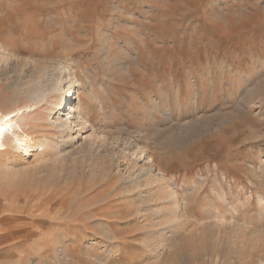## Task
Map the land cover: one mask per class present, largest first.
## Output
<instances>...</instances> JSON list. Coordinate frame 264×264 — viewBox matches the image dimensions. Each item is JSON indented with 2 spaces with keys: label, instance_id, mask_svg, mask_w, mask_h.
I'll return each mask as SVG.
<instances>
[{
  "label": "rangeland",
  "instance_id": "1",
  "mask_svg": "<svg viewBox=\"0 0 264 264\" xmlns=\"http://www.w3.org/2000/svg\"><path fill=\"white\" fill-rule=\"evenodd\" d=\"M0 40V112L36 109V154L0 170L35 264H264V0H0ZM46 72L90 118L62 147L33 129ZM137 146L179 211L123 184Z\"/></svg>",
  "mask_w": 264,
  "mask_h": 264
},
{
  "label": "bare ground",
  "instance_id": "2",
  "mask_svg": "<svg viewBox=\"0 0 264 264\" xmlns=\"http://www.w3.org/2000/svg\"><path fill=\"white\" fill-rule=\"evenodd\" d=\"M1 50H3L2 46H0V51ZM63 68L64 66L57 65V72H62ZM61 78L62 73L49 74L48 72H46L45 74H42L34 79L31 87L26 90L28 97L31 98L32 101H45L46 104H48V98H51L53 94H59V96H62L63 99L60 103L59 114L54 121H52L51 119L46 121L43 117L40 116L39 118H42L41 121L39 120V118L37 121H33L36 122L33 125V129L35 130L41 129L44 123H47L49 127L55 128V138L58 143L57 147L68 142L67 138H69L68 136L71 135V130L73 129V126L71 125L72 123H75V125L77 126H82L80 128L85 129V127L88 125V123L87 125H85L86 122H89L90 120V118L86 116L84 110L78 107V105V109L74 111L76 103H74V101L70 102V99H77L81 92L79 90H75L71 92V95L62 92ZM70 79H72V77H70ZM16 85L18 88L22 85V82L18 81ZM71 85L72 84H70L69 88L70 91H72ZM74 93L76 94L75 97L73 95ZM56 103L49 104V106H56ZM155 106L156 105L154 103V105L152 104L151 108H156ZM32 110H36L35 107H33V105H27L24 108L0 112V149L7 150V147H11L9 149L10 151H7L6 154L8 156L7 160L3 163V166H1L0 169L3 174L11 172L12 170H16V166L19 163H28L38 150L39 145L34 141L33 137L28 132V129L31 128V120L29 121L28 118L29 113ZM47 113H51L50 108H48ZM70 141L72 142L73 138H71ZM46 142L47 143H45V145L47 146L45 148H50L48 147V145L51 142H49V140H46ZM137 150L141 155H148L149 163L147 166L140 167L138 172L134 171L135 169L129 167L132 173H129V175L122 178L123 184L127 185L129 187L128 189H137L139 187L143 188L144 186H146L147 195L145 196L147 197V202L148 200L150 201V199L154 198L153 201L156 202L155 205H158V202H163L165 204L172 203L175 209L179 211L178 209H180V202L178 194L175 193V190L173 192L171 186L166 183L165 175L163 174V171L158 168L155 156H153L152 154H147V152H145L144 148L141 146H137ZM168 183L170 182L168 181Z\"/></svg>",
  "mask_w": 264,
  "mask_h": 264
},
{
  "label": "crops",
  "instance_id": "3",
  "mask_svg": "<svg viewBox=\"0 0 264 264\" xmlns=\"http://www.w3.org/2000/svg\"><path fill=\"white\" fill-rule=\"evenodd\" d=\"M3 161L0 154V165ZM19 191L20 187H12L9 181L0 178V264H35L33 246L21 239L24 235L20 231L24 233L25 223L29 220L28 217L25 220L24 216L19 219Z\"/></svg>",
  "mask_w": 264,
  "mask_h": 264
}]
</instances>
